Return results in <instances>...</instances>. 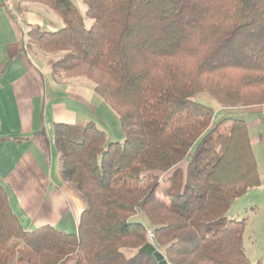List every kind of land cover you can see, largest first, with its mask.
Wrapping results in <instances>:
<instances>
[{"label":"trees","instance_id":"1","mask_svg":"<svg viewBox=\"0 0 264 264\" xmlns=\"http://www.w3.org/2000/svg\"><path fill=\"white\" fill-rule=\"evenodd\" d=\"M21 1L62 19L58 31L31 30L29 44L60 54L55 80L92 81L124 141L108 142L92 122L56 124L59 176L86 206L78 231L24 230L0 184V264H159L139 253L148 243L168 264H251L246 221L225 216L260 186L248 124L215 123L193 98L264 105V0H81L85 16L72 0ZM187 158L162 200L161 177Z\"/></svg>","mask_w":264,"mask_h":264},{"label":"crops","instance_id":"2","mask_svg":"<svg viewBox=\"0 0 264 264\" xmlns=\"http://www.w3.org/2000/svg\"><path fill=\"white\" fill-rule=\"evenodd\" d=\"M16 2L21 23L0 0V184L24 230L51 226L76 234L86 206L59 176L55 125L92 122L108 142H123L124 133L119 117L92 83L79 77L55 80L50 61L60 54L29 44L31 30L58 31L64 27L62 19L41 4ZM187 166L184 160L165 176L181 167L185 175Z\"/></svg>","mask_w":264,"mask_h":264},{"label":"rangeland","instance_id":"3","mask_svg":"<svg viewBox=\"0 0 264 264\" xmlns=\"http://www.w3.org/2000/svg\"><path fill=\"white\" fill-rule=\"evenodd\" d=\"M72 1L78 7L81 14L85 16L86 6L80 0ZM85 20L87 21L86 27L89 28L90 24L92 25V21L90 19ZM79 78L92 83L87 78ZM193 101L214 109L216 112L214 118L215 123H219L224 119H242L248 124L255 162L258 168L260 186L250 188L246 194L234 201L225 216L227 220L246 221L243 242L245 254L251 264H264V105L236 109L223 108L215 99L206 93L196 95ZM230 124L229 122L228 126ZM185 160L189 162V158ZM182 169L181 167L176 171L181 176H184ZM173 173L161 177L165 182L161 183L157 196L162 200L165 199V192L169 188ZM144 223L149 227L146 220H144ZM150 239L152 240V237ZM23 251V256H26L28 250L23 248ZM125 253L127 256H130L133 252L125 250ZM23 264L26 263L23 262Z\"/></svg>","mask_w":264,"mask_h":264},{"label":"built area","instance_id":"4","mask_svg":"<svg viewBox=\"0 0 264 264\" xmlns=\"http://www.w3.org/2000/svg\"><path fill=\"white\" fill-rule=\"evenodd\" d=\"M2 2H3L4 9L9 14V16H11V18L16 20L18 23H21L23 19L22 18L23 14L18 9L16 0H2ZM149 235L153 239V233L149 232Z\"/></svg>","mask_w":264,"mask_h":264},{"label":"water","instance_id":"5","mask_svg":"<svg viewBox=\"0 0 264 264\" xmlns=\"http://www.w3.org/2000/svg\"><path fill=\"white\" fill-rule=\"evenodd\" d=\"M139 253L148 256L153 255L159 264H168L165 259V256L160 251H158L152 243H148L145 246H143V248L139 250Z\"/></svg>","mask_w":264,"mask_h":264}]
</instances>
